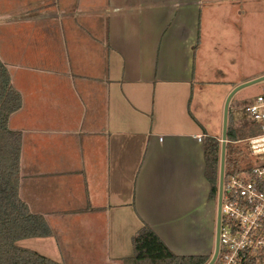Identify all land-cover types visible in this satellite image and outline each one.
Segmentation results:
<instances>
[{
  "label": "crops",
  "instance_id": "crops-1",
  "mask_svg": "<svg viewBox=\"0 0 264 264\" xmlns=\"http://www.w3.org/2000/svg\"><path fill=\"white\" fill-rule=\"evenodd\" d=\"M245 2L0 0V57L22 95L9 120L22 132L20 195L46 217L47 238L93 216L107 229L131 228L130 248L115 236L106 243L115 264L133 254L143 222L176 254H195L167 233L183 219L209 242L196 254H212L214 208L197 136L221 140L213 126L223 116L215 106L205 112L204 93L226 85L224 103L261 70L245 67L242 54L231 57L241 62L232 77L219 69L221 78L206 80L197 50L217 44L216 24L245 15Z\"/></svg>",
  "mask_w": 264,
  "mask_h": 264
},
{
  "label": "trees",
  "instance_id": "trees-1",
  "mask_svg": "<svg viewBox=\"0 0 264 264\" xmlns=\"http://www.w3.org/2000/svg\"><path fill=\"white\" fill-rule=\"evenodd\" d=\"M22 107V95L12 82L7 65L0 57V264H65L36 250L20 246L28 238L51 237L53 230L43 214L33 212L20 195L22 132L9 126L12 114ZM227 130L225 176L243 169L246 154L236 143L256 133L252 128ZM205 177L210 186L209 198L219 189L221 140L206 135L203 139ZM133 254L122 258L123 264H208L209 254H176L147 223L143 222L131 239Z\"/></svg>",
  "mask_w": 264,
  "mask_h": 264
},
{
  "label": "rangeland",
  "instance_id": "rangeland-1",
  "mask_svg": "<svg viewBox=\"0 0 264 264\" xmlns=\"http://www.w3.org/2000/svg\"><path fill=\"white\" fill-rule=\"evenodd\" d=\"M245 3L247 6L245 15L239 17L235 22L233 19L221 18L219 23L216 24L219 38L217 44L215 41H208L207 45L204 46V50H197V54H201L204 59L201 66L203 67L204 79L214 81L221 78L219 69H223V72L232 77L236 73L234 71L240 67L241 62L238 58L237 65L233 66L231 57L242 54H245L243 59L247 58L248 60L245 67L253 72L260 69L261 73L258 76L264 75V0H247ZM234 31L237 36L231 35V32L234 33ZM231 69L234 71H231ZM211 86L204 93V99L206 102L209 101L205 112L209 113L208 110H213L215 106V109H218L224 118L223 112L226 99L223 103L222 95L224 92L221 90H225L227 87L226 85L219 87L215 83H212ZM262 92H264V80L245 86L232 96L229 110L232 119L231 124L235 128L249 129L253 127L254 122L246 114L245 107L254 102ZM212 100L218 101L216 105ZM210 101L214 102V105ZM213 127L219 129V132H223V126ZM94 218L88 216L87 219L71 225L67 222L68 227L65 230L54 227L55 237L28 238L19 241L18 244L65 264H115L106 258V253L109 256L106 243H109L110 237L115 236L125 244L123 249H127L131 228L129 225L118 226L117 223L113 224L112 222L107 229V225L105 226L99 221L96 223ZM198 231L189 224V221L183 219L180 222L174 220L167 228V233L178 245L192 248L190 253L195 254L201 248L209 245V242L203 236L204 234H202V229L199 228ZM102 242L103 245H101Z\"/></svg>",
  "mask_w": 264,
  "mask_h": 264
},
{
  "label": "built area",
  "instance_id": "built-area-1",
  "mask_svg": "<svg viewBox=\"0 0 264 264\" xmlns=\"http://www.w3.org/2000/svg\"><path fill=\"white\" fill-rule=\"evenodd\" d=\"M256 133L239 140L243 169L224 176L220 250L214 264H264V92L245 107ZM203 142L202 135L197 136Z\"/></svg>",
  "mask_w": 264,
  "mask_h": 264
},
{
  "label": "water",
  "instance_id": "water-1",
  "mask_svg": "<svg viewBox=\"0 0 264 264\" xmlns=\"http://www.w3.org/2000/svg\"><path fill=\"white\" fill-rule=\"evenodd\" d=\"M264 80V75L246 81L242 84L236 86L232 92L227 97L224 107V118H223V133L221 138V160H220V173H219V204H218V218H221V205H222V196H223V184H224V176H225V158H226V144H227V130H228V121H229V104L232 96L241 88L252 85L254 83H258ZM220 250V228L217 229L216 240H215V250L214 254L211 257V260L208 264H214L218 258Z\"/></svg>",
  "mask_w": 264,
  "mask_h": 264
},
{
  "label": "flooded vegetation",
  "instance_id": "flooded-vegetation-1",
  "mask_svg": "<svg viewBox=\"0 0 264 264\" xmlns=\"http://www.w3.org/2000/svg\"><path fill=\"white\" fill-rule=\"evenodd\" d=\"M210 201L213 203V208H214V219H213V224H214V250H215V240H216V234H217V229L218 227L222 228L223 226V216L221 214V218H218V204H219V189L218 193L216 195V198L210 199ZM213 250V254H214Z\"/></svg>",
  "mask_w": 264,
  "mask_h": 264
}]
</instances>
